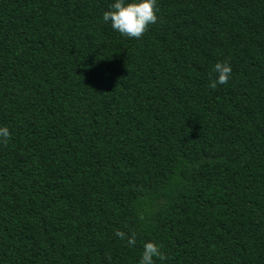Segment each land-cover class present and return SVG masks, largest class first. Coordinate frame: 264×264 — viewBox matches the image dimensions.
I'll return each mask as SVG.
<instances>
[{
  "label": "trees",
  "instance_id": "16d2710c",
  "mask_svg": "<svg viewBox=\"0 0 264 264\" xmlns=\"http://www.w3.org/2000/svg\"><path fill=\"white\" fill-rule=\"evenodd\" d=\"M111 2L0 0V264H264V0Z\"/></svg>",
  "mask_w": 264,
  "mask_h": 264
},
{
  "label": "clouds",
  "instance_id": "9594fccd",
  "mask_svg": "<svg viewBox=\"0 0 264 264\" xmlns=\"http://www.w3.org/2000/svg\"><path fill=\"white\" fill-rule=\"evenodd\" d=\"M156 0H112L107 10L102 13V20L109 23L111 28L129 38H139L149 24L155 23ZM215 79L209 87L215 88L218 84H225L231 77V65L227 62L217 61L213 65ZM10 136L7 126L0 125V141H6ZM142 219V217H140ZM115 235L125 240L129 247L136 244L137 233L129 231H116ZM161 264L166 260V255L160 245L152 240H146L142 244L137 264Z\"/></svg>",
  "mask_w": 264,
  "mask_h": 264
}]
</instances>
